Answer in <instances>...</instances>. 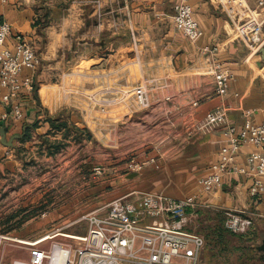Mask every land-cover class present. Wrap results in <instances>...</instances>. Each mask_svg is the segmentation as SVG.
Returning <instances> with one entry per match:
<instances>
[{
  "label": "crops",
  "instance_id": "crops-1",
  "mask_svg": "<svg viewBox=\"0 0 264 264\" xmlns=\"http://www.w3.org/2000/svg\"><path fill=\"white\" fill-rule=\"evenodd\" d=\"M261 1L191 0L201 34L190 41L174 24L176 0H0V24L8 22L12 29L7 45L24 35L43 61L37 70L23 71L34 89L22 95V119L12 120L10 105L2 102L8 90L0 85V127L7 128L8 137L26 134L28 127L31 132L15 141L11 156L0 141V201L23 204L0 208V233L8 236L0 237L3 264L30 258L29 248L17 239L36 240L69 215L66 205L77 198L63 193L81 184V173L101 160L103 146L113 151V170L125 172L134 154L118 153L124 125L142 148L133 159L157 161L124 173L118 184L125 189L113 199L133 192L195 197L201 210L196 227L206 238L202 264H264L257 250L264 240V192L250 194L252 175L229 174L210 193L200 185L220 158L227 126L244 125L247 113L255 124L264 123V42L253 47L237 30L254 14L264 32ZM69 63L71 73L65 70ZM217 63L234 75L226 95L216 90ZM139 88L149 92L147 109L136 103ZM93 97L111 100L105 105L109 111L102 113ZM218 108L226 110V123L197 131L195 126ZM257 150L243 145L237 163L245 164ZM45 203L60 206L38 212ZM229 211L252 217L251 230H228Z\"/></svg>",
  "mask_w": 264,
  "mask_h": 264
},
{
  "label": "built area",
  "instance_id": "built-area-1",
  "mask_svg": "<svg viewBox=\"0 0 264 264\" xmlns=\"http://www.w3.org/2000/svg\"><path fill=\"white\" fill-rule=\"evenodd\" d=\"M260 5L264 7V0ZM175 10L176 28L188 40L196 41L201 27L191 0H176ZM237 30L243 41L253 47L264 42L263 24L254 14L244 17ZM11 32L8 22L0 24V85L8 90L2 102L10 105L12 120L16 121L24 117L23 93L34 89L32 77H22L23 71L37 70L41 57L24 35L17 34L13 47L8 46ZM233 76L230 69L216 64L215 83L219 95L227 94ZM135 94L138 106L147 109L150 106L147 89H135ZM93 99L103 106V110L111 101L105 97ZM250 114L247 113L244 125L225 128L226 144L221 148L220 158L200 179L203 191H216L229 174H246L253 177L250 194L258 196L264 192V123L255 124ZM8 116L5 115L6 119ZM225 123L226 110L218 108L207 113L195 128L207 133ZM245 144L259 150L250 153L246 163L241 165L236 159ZM14 153L15 149L8 147L6 155ZM156 161V157L146 161L131 159L126 165V173L140 171ZM95 171L100 174L102 168L97 166ZM198 208L195 197L177 199L162 193L133 192L84 214L82 220L88 224L85 233H70L64 231L65 227H58L36 240L17 239L29 248L30 258L15 264H202L206 238L196 230ZM253 225L254 219L242 212L226 213L225 226L235 234H246ZM60 236L66 241L60 240ZM0 237L8 236L0 233ZM0 264H3L1 248Z\"/></svg>",
  "mask_w": 264,
  "mask_h": 264
},
{
  "label": "rangeland",
  "instance_id": "rangeland-1",
  "mask_svg": "<svg viewBox=\"0 0 264 264\" xmlns=\"http://www.w3.org/2000/svg\"><path fill=\"white\" fill-rule=\"evenodd\" d=\"M42 63L43 61H41V64ZM67 65L69 66L65 70L68 73H71L74 64L69 63ZM72 94L76 95L77 93H72ZM78 95H80L81 97V93H78ZM81 100H83V97H81ZM107 111H109V109H107L106 111L103 110L102 113H105ZM130 129L126 127V125H124V128L120 133L123 140L122 143L123 147L118 149V153L123 152V156L127 158H129L132 153L134 154L132 155V157L129 158V161L135 157H140L142 150V148H136L138 146L137 144H139L140 141H137L138 138L133 135V133L131 132L132 129L131 130ZM104 142L106 141L104 140ZM144 147L146 148L147 145H144ZM148 150L152 151V149H148ZM111 152L113 151L109 146H103L101 160L97 162L92 161V163H90V167L88 166L89 169H85V173L84 172L81 173V184L66 188V192H64L63 195L67 197L75 196V198H77V201H72L73 203L66 205L67 208H69L70 213L68 216L65 217V219L60 221V223H58L57 221L55 223V228L65 227L64 231L70 233H76V234L85 233L88 230V224L85 220H82V216L112 201L113 196L117 191H123L125 189L123 188V185H119L118 182L125 180L126 177L123 176V174L126 173V170H124L125 172L123 171L117 172L116 170L115 171L113 170V166L111 165L112 161L110 159ZM145 152H147V149H145ZM87 153H88V149L86 151V154ZM123 161H128V159H125ZM97 166H100L102 168V172L100 174H97V172L95 171V168ZM45 188L47 189L46 186H43L42 188L43 192L45 191ZM31 189H32L31 193L33 192L35 193V190L33 188ZM56 194L57 192H54V195ZM29 195H30L29 192L26 194L24 192L22 193V197H29ZM57 195H60V193H58ZM8 199L12 200V196H9ZM21 205L23 204H20L19 202L16 201L12 203L5 202L4 200L0 201V208L10 206V207H14L13 209L15 210L17 208L19 209ZM59 206L60 205L56 203L55 204L45 203L43 205H39L38 212H45L50 210V208H56ZM197 211L199 212L201 210H199L198 208ZM196 230L200 232V229L198 227L196 228ZM59 239L66 241V239L62 236H60ZM260 244H262V242H260L259 245ZM227 263H228L227 261H217V264H227ZM249 264H257V263L254 260L252 262H249Z\"/></svg>",
  "mask_w": 264,
  "mask_h": 264
},
{
  "label": "water",
  "instance_id": "water-1",
  "mask_svg": "<svg viewBox=\"0 0 264 264\" xmlns=\"http://www.w3.org/2000/svg\"><path fill=\"white\" fill-rule=\"evenodd\" d=\"M36 92H38V87L36 89ZM24 135H25V133L15 134L11 137H8L7 128L5 126L0 127V137H1L0 141L6 147L14 148L15 147V141L18 139H22L24 137ZM257 250L259 252H261V256L264 258V240H263L262 244L257 246Z\"/></svg>",
  "mask_w": 264,
  "mask_h": 264
},
{
  "label": "trees",
  "instance_id": "trees-1",
  "mask_svg": "<svg viewBox=\"0 0 264 264\" xmlns=\"http://www.w3.org/2000/svg\"><path fill=\"white\" fill-rule=\"evenodd\" d=\"M36 124H38V123H36ZM36 124H34L33 127H34ZM30 134H31V132H30V128L28 127L27 130H26V134H25L24 139H28V138H30Z\"/></svg>",
  "mask_w": 264,
  "mask_h": 264
}]
</instances>
